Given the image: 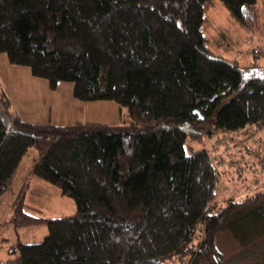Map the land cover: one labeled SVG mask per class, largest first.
I'll list each match as a JSON object with an SVG mask.
<instances>
[{"label": "trees", "instance_id": "trees-1", "mask_svg": "<svg viewBox=\"0 0 264 264\" xmlns=\"http://www.w3.org/2000/svg\"><path fill=\"white\" fill-rule=\"evenodd\" d=\"M216 1L244 29L264 18L260 0H0L9 63L52 90L68 81L77 99L125 108L121 124L31 122L0 76V205L11 196L14 226L48 230L38 242L4 237L0 264H264V188L220 205V168L209 148L188 144L264 132V76L210 54ZM251 150L264 163V146ZM35 177L76 210L33 214ZM222 234L240 248L223 262Z\"/></svg>", "mask_w": 264, "mask_h": 264}, {"label": "rangeland", "instance_id": "rangeland-1", "mask_svg": "<svg viewBox=\"0 0 264 264\" xmlns=\"http://www.w3.org/2000/svg\"><path fill=\"white\" fill-rule=\"evenodd\" d=\"M259 5L263 11V0H260ZM207 21L205 32L211 55L231 62L236 61L248 74L264 76V18L259 25L256 21L255 24L259 26L257 29H244L232 19L223 3L216 1L210 7ZM0 73L3 76L2 86L11 92L14 104L22 111L24 118L31 122L67 125L91 121L113 125L121 124L125 118L121 112V110L125 112V108L121 109L117 102L101 99L87 102L77 99L73 95L74 85L68 81H60L58 88L52 90L47 79L30 74L27 66L9 63L4 53L0 54ZM27 73L32 77L31 82H27L25 76ZM263 139V131L250 127L245 133L227 135L217 133L213 137L205 135L200 140L188 141L192 147L209 148L214 162L220 168V178L216 187L220 205H225L230 197L242 199L264 188V163L251 150L259 149L262 153ZM29 154L27 153L21 163L20 177L24 176L25 167H31L32 157ZM10 199L11 196L7 197L0 205V242L4 237H8L9 242L14 244L20 241L42 240L48 234L46 225L16 227L10 222L9 217L12 213ZM26 200L32 207L29 210L33 214L40 212L44 216L58 217L71 215L76 210L72 198L62 196L58 188L38 177L34 178ZM201 236L200 227L196 241ZM218 248L222 262L227 256L240 251L234 239L228 234L220 235ZM5 258L7 251L0 248V259ZM173 262L171 264H183L177 259ZM244 264H248V261Z\"/></svg>", "mask_w": 264, "mask_h": 264}, {"label": "crops", "instance_id": "crops-1", "mask_svg": "<svg viewBox=\"0 0 264 264\" xmlns=\"http://www.w3.org/2000/svg\"><path fill=\"white\" fill-rule=\"evenodd\" d=\"M0 76H1V78H2V80H3V76L1 75V73H0ZM25 76H26V79H27V82L29 81V82H31L32 81V77H30V75L27 73V74H25ZM15 86V85H14ZM8 92L9 93H11L9 90H8ZM11 95V94H10ZM12 97V96H11ZM13 98V97H12ZM13 101H14V99H13ZM14 103H15V101H14ZM15 107H16V105H15ZM17 108V107H16ZM18 110H19V108H18ZM19 112H20V115H22V111H20L19 110ZM22 117L24 118V116L22 115ZM25 119V118H24Z\"/></svg>", "mask_w": 264, "mask_h": 264}, {"label": "water", "instance_id": "water-1", "mask_svg": "<svg viewBox=\"0 0 264 264\" xmlns=\"http://www.w3.org/2000/svg\"><path fill=\"white\" fill-rule=\"evenodd\" d=\"M194 112L199 114L201 118H204V117L201 116V114H200L201 112H199L198 110H195Z\"/></svg>", "mask_w": 264, "mask_h": 264}]
</instances>
